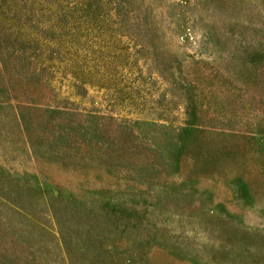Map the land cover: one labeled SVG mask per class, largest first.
<instances>
[{"label": "rangeland", "instance_id": "1", "mask_svg": "<svg viewBox=\"0 0 264 264\" xmlns=\"http://www.w3.org/2000/svg\"><path fill=\"white\" fill-rule=\"evenodd\" d=\"M0 264H264V0H0Z\"/></svg>", "mask_w": 264, "mask_h": 264}]
</instances>
